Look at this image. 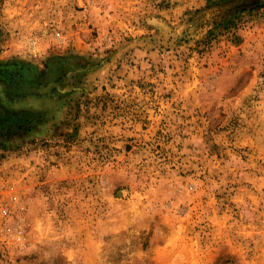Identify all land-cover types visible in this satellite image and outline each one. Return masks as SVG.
I'll list each match as a JSON object with an SVG mask.
<instances>
[{
	"label": "rangeland",
	"instance_id": "374dc122",
	"mask_svg": "<svg viewBox=\"0 0 264 264\" xmlns=\"http://www.w3.org/2000/svg\"><path fill=\"white\" fill-rule=\"evenodd\" d=\"M0 264H264V0H0Z\"/></svg>",
	"mask_w": 264,
	"mask_h": 264
},
{
	"label": "built area",
	"instance_id": "2783aa9c",
	"mask_svg": "<svg viewBox=\"0 0 264 264\" xmlns=\"http://www.w3.org/2000/svg\"><path fill=\"white\" fill-rule=\"evenodd\" d=\"M17 202L18 195L15 186L0 178V228L8 223Z\"/></svg>",
	"mask_w": 264,
	"mask_h": 264
}]
</instances>
